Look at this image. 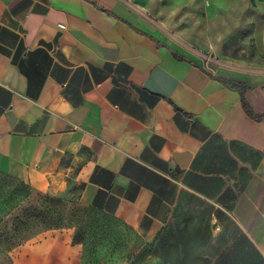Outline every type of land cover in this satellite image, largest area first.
<instances>
[{
    "label": "crops",
    "instance_id": "1",
    "mask_svg": "<svg viewBox=\"0 0 264 264\" xmlns=\"http://www.w3.org/2000/svg\"><path fill=\"white\" fill-rule=\"evenodd\" d=\"M163 1L0 0V172L40 192L74 175L164 264H264V68L175 44ZM82 250L48 228L13 264Z\"/></svg>",
    "mask_w": 264,
    "mask_h": 264
},
{
    "label": "rangeland",
    "instance_id": "2",
    "mask_svg": "<svg viewBox=\"0 0 264 264\" xmlns=\"http://www.w3.org/2000/svg\"><path fill=\"white\" fill-rule=\"evenodd\" d=\"M166 38L199 49L211 67L247 71L264 68V0H164L151 16ZM66 159L64 164H68ZM82 184L67 176L31 201L50 210V222H36L12 246H0V264H13L14 251L41 231L72 229L82 245V264H164L149 241L118 219L79 202ZM11 249V251H8Z\"/></svg>",
    "mask_w": 264,
    "mask_h": 264
},
{
    "label": "trees",
    "instance_id": "3",
    "mask_svg": "<svg viewBox=\"0 0 264 264\" xmlns=\"http://www.w3.org/2000/svg\"><path fill=\"white\" fill-rule=\"evenodd\" d=\"M35 192L42 198L52 199L50 194L34 190L25 181L0 172V246L15 245L18 236L33 223L52 222V217H49L51 211L45 207L43 210L40 204L31 201Z\"/></svg>",
    "mask_w": 264,
    "mask_h": 264
},
{
    "label": "built area",
    "instance_id": "4",
    "mask_svg": "<svg viewBox=\"0 0 264 264\" xmlns=\"http://www.w3.org/2000/svg\"><path fill=\"white\" fill-rule=\"evenodd\" d=\"M60 26H61V27H65V25H64V24H60Z\"/></svg>",
    "mask_w": 264,
    "mask_h": 264
}]
</instances>
